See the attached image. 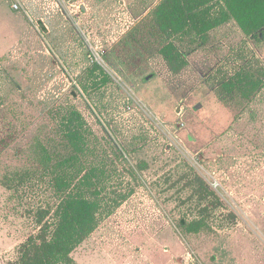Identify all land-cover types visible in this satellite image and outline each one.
Here are the masks:
<instances>
[{
    "label": "rangeland",
    "instance_id": "obj_1",
    "mask_svg": "<svg viewBox=\"0 0 264 264\" xmlns=\"http://www.w3.org/2000/svg\"><path fill=\"white\" fill-rule=\"evenodd\" d=\"M18 1L0 0V264L53 197L48 176L20 192L4 177L38 141L73 153L68 116L92 132L81 174L101 202L77 264H264V38L233 17L169 36L163 0Z\"/></svg>",
    "mask_w": 264,
    "mask_h": 264
},
{
    "label": "trees",
    "instance_id": "obj_2",
    "mask_svg": "<svg viewBox=\"0 0 264 264\" xmlns=\"http://www.w3.org/2000/svg\"><path fill=\"white\" fill-rule=\"evenodd\" d=\"M224 1L228 10L221 17L208 18L210 10L202 7L211 0H163L157 8V22L167 35L173 36L189 29L207 33L233 17L247 35L259 33L264 38V0ZM176 51L174 42L161 50L173 70L181 67L175 65ZM68 117L65 138L73 153L63 154L55 143L38 141L32 152L33 166L12 170L4 177L3 183L9 190L20 192L30 187L32 181L48 176L53 190L49 202L26 211L35 228L20 244L17 264H77L72 255L74 250L97 227L101 202L87 190L94 187L90 181L91 170L81 174L84 171L82 154L91 150L92 132L84 116Z\"/></svg>",
    "mask_w": 264,
    "mask_h": 264
},
{
    "label": "built area",
    "instance_id": "obj_3",
    "mask_svg": "<svg viewBox=\"0 0 264 264\" xmlns=\"http://www.w3.org/2000/svg\"><path fill=\"white\" fill-rule=\"evenodd\" d=\"M13 6H14V8H16V9H19L20 7H21V5H20V2L17 0V2H15L14 4H13Z\"/></svg>",
    "mask_w": 264,
    "mask_h": 264
},
{
    "label": "water",
    "instance_id": "obj_4",
    "mask_svg": "<svg viewBox=\"0 0 264 264\" xmlns=\"http://www.w3.org/2000/svg\"><path fill=\"white\" fill-rule=\"evenodd\" d=\"M200 107H202V104L201 103L198 105V108H200Z\"/></svg>",
    "mask_w": 264,
    "mask_h": 264
}]
</instances>
